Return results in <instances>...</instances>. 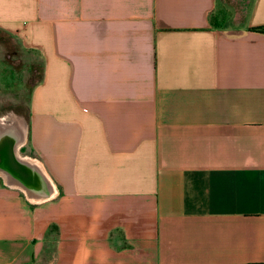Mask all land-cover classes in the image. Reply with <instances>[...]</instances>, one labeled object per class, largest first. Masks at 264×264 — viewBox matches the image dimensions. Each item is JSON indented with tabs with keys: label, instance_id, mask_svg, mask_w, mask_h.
I'll return each instance as SVG.
<instances>
[{
	"label": "crops",
	"instance_id": "1",
	"mask_svg": "<svg viewBox=\"0 0 264 264\" xmlns=\"http://www.w3.org/2000/svg\"><path fill=\"white\" fill-rule=\"evenodd\" d=\"M0 34L56 187L0 175V264H264V0H0Z\"/></svg>",
	"mask_w": 264,
	"mask_h": 264
},
{
	"label": "rangeland",
	"instance_id": "2",
	"mask_svg": "<svg viewBox=\"0 0 264 264\" xmlns=\"http://www.w3.org/2000/svg\"><path fill=\"white\" fill-rule=\"evenodd\" d=\"M2 35L0 34V114L13 111L23 116L29 84L37 73L38 59L29 53H23L16 65L7 63L8 66H5L1 63L2 52L12 47L13 42Z\"/></svg>",
	"mask_w": 264,
	"mask_h": 264
},
{
	"label": "water",
	"instance_id": "3",
	"mask_svg": "<svg viewBox=\"0 0 264 264\" xmlns=\"http://www.w3.org/2000/svg\"><path fill=\"white\" fill-rule=\"evenodd\" d=\"M20 137L17 129L0 133V169L30 192L49 196V183L43 171L15 154L14 146Z\"/></svg>",
	"mask_w": 264,
	"mask_h": 264
},
{
	"label": "bare ground",
	"instance_id": "4",
	"mask_svg": "<svg viewBox=\"0 0 264 264\" xmlns=\"http://www.w3.org/2000/svg\"><path fill=\"white\" fill-rule=\"evenodd\" d=\"M10 129L11 130L17 129L18 131H20V134H21L20 139L17 141V143L14 146L16 156L23 160L28 161L29 163L37 166L39 169L43 171L41 165L35 158H31L27 155H23L18 151V146L23 142L24 137H25V130H26L25 121L21 114L14 113L13 111H7L5 113L0 114V133L6 130H10ZM43 173L45 174L44 171ZM0 175H2V178L6 183L20 188L25 193L26 197L31 201H40L46 197L52 196L56 192L55 185L53 184L52 181H50V179L46 176V174L45 176L47 177L49 188H50V193L48 194L49 196H46V197L44 194L30 192L23 185H21L17 180L10 177L7 173H5L1 169H0Z\"/></svg>",
	"mask_w": 264,
	"mask_h": 264
}]
</instances>
